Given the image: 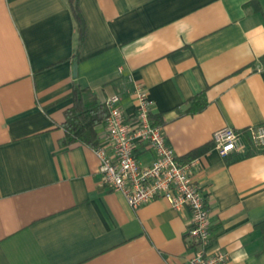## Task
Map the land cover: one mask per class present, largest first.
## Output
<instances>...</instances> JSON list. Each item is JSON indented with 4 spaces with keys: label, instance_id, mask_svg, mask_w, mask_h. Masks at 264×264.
<instances>
[{
    "label": "crops",
    "instance_id": "crops-1",
    "mask_svg": "<svg viewBox=\"0 0 264 264\" xmlns=\"http://www.w3.org/2000/svg\"><path fill=\"white\" fill-rule=\"evenodd\" d=\"M75 1L82 42L72 0H0V264H186L194 254L188 208L159 198L134 210L98 172L97 146L68 141L76 82L102 102L119 94L128 117L144 86L169 145L197 162L210 253L264 264V149L222 156L212 140L264 124V0L261 10L252 0ZM199 94L206 106L190 112ZM96 128L105 143L104 122Z\"/></svg>",
    "mask_w": 264,
    "mask_h": 264
},
{
    "label": "built area",
    "instance_id": "built-area-1",
    "mask_svg": "<svg viewBox=\"0 0 264 264\" xmlns=\"http://www.w3.org/2000/svg\"><path fill=\"white\" fill-rule=\"evenodd\" d=\"M132 93L136 100L133 116L126 115L119 94L104 101L109 115L104 122L106 141L96 147L100 160L98 172L113 191L126 197L134 210L159 198L167 200L177 210L188 208L190 221L186 239L194 254L186 264H225L229 259L227 252L209 251L210 210L193 178L197 162L181 161L169 145L163 127L151 118L153 101L144 86L136 83ZM212 140L222 156L243 152L249 146L264 149V124L244 131L224 127L213 133ZM145 149L153 153L149 164L139 158Z\"/></svg>",
    "mask_w": 264,
    "mask_h": 264
},
{
    "label": "trees",
    "instance_id": "trees-1",
    "mask_svg": "<svg viewBox=\"0 0 264 264\" xmlns=\"http://www.w3.org/2000/svg\"><path fill=\"white\" fill-rule=\"evenodd\" d=\"M250 4L257 10H261L258 0H252ZM72 7L78 23L79 41L85 36V22L78 8L77 2L72 0ZM73 105L66 111L64 127L67 131V139L71 143H85L96 147L99 143L97 125L105 122L109 110L105 104L88 88L80 82L74 83L72 91ZM204 94H199L190 100L189 111H200L206 106ZM153 120V115H151ZM203 149L198 151L202 152ZM199 152H194L195 155ZM264 240V221L258 225Z\"/></svg>",
    "mask_w": 264,
    "mask_h": 264
},
{
    "label": "water",
    "instance_id": "water-1",
    "mask_svg": "<svg viewBox=\"0 0 264 264\" xmlns=\"http://www.w3.org/2000/svg\"><path fill=\"white\" fill-rule=\"evenodd\" d=\"M77 66H78L77 62L74 63V75L75 76H77Z\"/></svg>",
    "mask_w": 264,
    "mask_h": 264
}]
</instances>
